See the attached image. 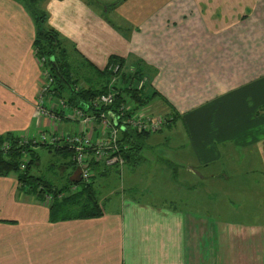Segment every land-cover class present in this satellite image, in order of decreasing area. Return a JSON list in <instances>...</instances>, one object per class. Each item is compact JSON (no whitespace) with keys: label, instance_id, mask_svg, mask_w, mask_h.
<instances>
[{"label":"crops","instance_id":"crops-1","mask_svg":"<svg viewBox=\"0 0 264 264\" xmlns=\"http://www.w3.org/2000/svg\"><path fill=\"white\" fill-rule=\"evenodd\" d=\"M45 8L49 26L98 69L112 56L129 68L145 66L157 93L152 111L174 120L148 137L143 154L160 146L171 156L157 152L138 165L127 161V179L128 166L135 174L154 173L155 195L143 198L134 180L124 193H112L118 169L93 161L92 184L82 197L96 196L106 207L99 203L102 214L90 218L66 217V208L52 209L33 190L21 189L18 177L0 176V264H264V221L201 212L196 207L209 208L204 195L196 198L176 182L192 176L198 179L193 185L210 190L221 176L231 179L236 166L250 170L254 150L264 166V0H126L108 13L126 24L109 18L122 33L87 0H48ZM34 39L26 7L0 0L1 138L24 136L34 126L60 132L37 110L42 67ZM54 103L49 98L47 107ZM64 115V139L48 147L71 157L61 164L62 186L42 173L37 147L29 151L30 175L59 191L80 184L67 139L89 133L96 140L102 131L99 120L91 129L73 121L76 128L69 129L72 120ZM255 168L261 172L260 165ZM183 170L188 177L180 176Z\"/></svg>","mask_w":264,"mask_h":264},{"label":"trees","instance_id":"trees-1","mask_svg":"<svg viewBox=\"0 0 264 264\" xmlns=\"http://www.w3.org/2000/svg\"><path fill=\"white\" fill-rule=\"evenodd\" d=\"M22 3L27 11L30 13L35 24V39L34 50L37 60H45L44 67L49 71L54 83L52 85L51 92L48 98L65 99L70 107H79L86 109L88 112L98 114L99 112H108L112 117L116 114V108L119 107V103H122L126 97H129L134 103L135 110L143 106H146L156 98L157 93L151 91L149 87V76L145 71V66L138 64L134 68V74H123L121 82L117 86L120 91L117 104L109 109H95L92 107L91 101L100 94H103L107 90V83L110 78L108 72V66L114 63H121L124 67H128V62L122 58L116 56L110 57L107 67L103 70L98 69L91 64L84 57H78L76 49H71L69 41L63 37L57 30L50 27L49 13L45 8L48 0H15ZM101 6L102 17L118 32L122 33L123 29L116 26L113 21L107 17L111 9H115L126 0H113L111 3H106L102 0H87L88 5L95 6L94 2ZM107 9V10H106ZM129 29V27L127 26ZM130 30V29H129ZM54 58L57 63V67L54 66L51 59ZM129 68V67H128ZM147 78L148 83L143 90H138L135 84V80ZM91 84L92 86L85 87L80 84L83 80ZM135 79V80H133ZM124 136L120 139L119 143L126 149L123 154L127 161L132 160L134 165L141 164L145 157L143 156V150L145 148V142L150 134H143L134 130H127L124 132ZM18 136L8 135L5 138L0 137V145L4 142L11 141L13 143L18 142ZM47 147H53L45 145ZM23 149L32 151L27 147L14 146L12 148L13 154L8 160H0V176H8L12 173H16L20 188L26 192L34 191L38 197H41L44 201V193L54 195V200L50 204L52 209L60 206L59 211L68 210L65 214L70 218H90L100 216L102 209L97 197L89 194L88 197H82L90 187L82 189L79 193L67 197L63 200L57 199V196L63 192V190H52L45 181L37 179L35 176L30 175L29 168L32 161L25 171H22L19 167L20 153ZM32 183H36L34 186ZM42 186L43 190L39 188Z\"/></svg>","mask_w":264,"mask_h":264},{"label":"built area","instance_id":"built-area-1","mask_svg":"<svg viewBox=\"0 0 264 264\" xmlns=\"http://www.w3.org/2000/svg\"><path fill=\"white\" fill-rule=\"evenodd\" d=\"M40 66L43 68V80L40 84L38 94L37 110L43 117H47L56 123H60L65 116L66 111L72 112L71 120L75 123H80L84 129H91L94 123L99 120L101 125V136L96 140L92 138L91 134L83 133L75 135L67 139V143L73 152V161L77 166L80 176V184L73 185L69 188L68 193L61 192L57 199L63 200L67 197L73 196L82 189L87 188L92 184L94 175L92 169V162L103 163L106 167H115L120 174H123L124 167L127 160L123 154L126 149L120 145V133L127 130H134L143 134H155L163 130L164 126L173 121V116L157 115L149 109L143 107L134 109V103L129 97H126L119 107L116 108V114L112 117L108 112H99L98 114H90L86 109L70 107L65 99L55 101V105L47 107L48 97L52 94L51 89L54 83L49 71L43 66L45 60H38ZM108 72L111 74L107 83V90L105 93L98 95L92 101V107L95 109H109L117 104L120 91L117 86L121 82L123 74H134V68L124 67L121 63H114L108 66ZM135 80V79H133ZM148 79L142 78L135 80L134 86L138 90L145 89ZM70 117H68L70 119ZM38 136L40 140L36 139ZM48 137L46 133L41 132L37 136L27 133L24 136H18V142L13 143L6 141L0 145V160H8L13 154L12 148L14 146L33 148L45 145H57V143L64 139V135L57 136L51 133ZM19 167L25 171L29 165L30 152L23 149L20 153ZM43 190L42 186L39 188ZM44 202L50 205L54 200V195L44 193Z\"/></svg>","mask_w":264,"mask_h":264},{"label":"rangeland","instance_id":"rangeland-1","mask_svg":"<svg viewBox=\"0 0 264 264\" xmlns=\"http://www.w3.org/2000/svg\"><path fill=\"white\" fill-rule=\"evenodd\" d=\"M105 1L111 2L113 0H105ZM93 2L95 6L101 10V6L99 4H96L95 1ZM108 18H111L116 24H119L122 27L126 26V24L122 23V20L117 19L116 17H114L113 14L112 15L108 14ZM42 80H43V76L41 81ZM80 84L85 87H88L89 85L84 81V79L80 81ZM89 86L92 85L90 84ZM153 107L154 104L152 102L146 105L144 108L152 111ZM66 112H67L66 117H70L72 115V112L70 111H66ZM56 125L60 129L58 136L63 135L62 132L66 124L57 123ZM34 127H32L31 130H29V133L32 136L33 135L37 136L39 133L44 132L48 137H51L48 128H42L37 130V127L36 128ZM68 128L69 129L76 128V125L73 123V121L70 122V126ZM36 139L40 140L41 137L38 136ZM165 150H166L165 147L157 146L147 149L143 155L144 157H148L151 160H152L151 157L154 156L155 155L154 153L157 152H163L168 155L170 154L171 156V153H167V151ZM35 151H37L42 158L41 160L42 166L40 169L42 170V173L45 175V177L53 181L56 185L63 184L65 181L61 179L63 173H61L60 170H61V164H64V161L67 158L62 157L63 155L56 152L55 149L49 150L47 146H42V145L37 146ZM254 153H255L254 159L250 170L247 165L244 166V168H238V166H236L235 168V165L233 166L226 165V168H231V169L235 168V170L232 171V174L228 173L229 176L232 178L227 180L224 179V175L221 176L219 178L221 182H218V184H213L210 190L202 191L203 187H201V184L193 185L192 183L198 181V179L192 176H190L191 180L188 181H185L186 179H177L176 182L177 181L180 182L178 187L180 190L182 189L187 192L188 191L191 192L193 196H195L196 198H198L200 194L204 195L205 197L204 202L209 203V205L205 204L203 206L204 207L208 206L209 208L202 209L200 207H196V209L200 210L201 212H204V210H206L205 212H209L212 215L221 214L224 217H228L229 219L232 218L233 220H237V221L253 222L257 219L260 221H264V166L262 164H258V157H259L258 151L254 150ZM242 156L245 157L243 151H242ZM69 160H71V157L70 158L68 157L67 161ZM258 165H260L261 172H256V168L253 170V168L256 166L258 167ZM132 170L133 169L130 166H128L126 169V171L131 172L132 174L131 179H127L128 172L125 174V176L124 174H120L119 172H118L119 175L116 174V176H114V181L112 182L117 191L113 190L112 193H114L115 195L124 193V190L130 188L129 182L134 180V183L132 184L134 185L133 187L138 185L137 188L142 190V192L139 193V198L146 197L147 193L151 195H155L154 192L156 191L155 190L156 184L155 182L152 181L154 177L153 171L144 169L139 174L138 173L135 174V172ZM70 172H72V170H70ZM112 172L115 175L116 172L114 170ZM180 176L188 177L189 173L183 170L182 173H180ZM229 176H227V178H229ZM11 178L17 179V174L12 173ZM66 179L67 178L65 177V180ZM100 182L101 181L98 180L97 184H100ZM206 185L210 187V184L206 183ZM68 190L69 189L65 190V192L68 193ZM22 197H24V199H26L25 197H27V200L29 201H34V202L37 201L35 199V196L22 195ZM100 199L101 198H99V200ZM37 202L43 205L39 200ZM99 203H101L102 207L104 208L106 207V203L103 200H100ZM224 207L226 212L231 216L225 215V212L222 211ZM193 208L195 207L193 206Z\"/></svg>","mask_w":264,"mask_h":264},{"label":"water","instance_id":"water-1","mask_svg":"<svg viewBox=\"0 0 264 264\" xmlns=\"http://www.w3.org/2000/svg\"><path fill=\"white\" fill-rule=\"evenodd\" d=\"M51 61L53 62L54 66L57 67V63L55 62L54 58H52Z\"/></svg>","mask_w":264,"mask_h":264}]
</instances>
